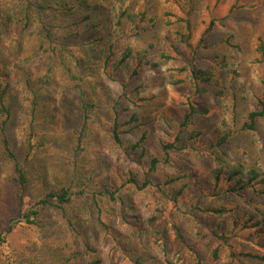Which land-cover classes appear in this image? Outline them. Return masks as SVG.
<instances>
[{
  "label": "rangeland",
  "instance_id": "obj_1",
  "mask_svg": "<svg viewBox=\"0 0 264 264\" xmlns=\"http://www.w3.org/2000/svg\"><path fill=\"white\" fill-rule=\"evenodd\" d=\"M97 1L100 7L94 9ZM185 1L51 0L56 8L52 9V24L57 26L53 29L59 38L58 43H62L60 46L64 48L59 52L60 46H57L58 55L52 58L38 50L39 33L35 22L21 34L18 28H14L1 38L0 44L5 49L3 54L9 64L7 68L17 81L14 92L16 125L9 129V139L20 160L26 159L24 129L30 120V102L33 99L31 93L26 94L22 88L25 85L21 74L26 70L32 77L30 91L36 92L35 100L39 106L37 139L40 144L27 155L26 161L29 177L27 200L62 187L70 188L73 195L71 201L63 205L65 215L54 206H48L40 213L37 225H20L7 234L0 244V264H81L91 260L97 261V264H226L227 248L222 249L217 261L210 256L211 248L217 244L210 229L219 220L202 215L193 208L194 200L198 197L205 204L216 201L211 192H205L206 189L211 190L210 182L206 179L214 166L210 155L205 148L172 152L169 164L160 165L156 172L160 177L172 172L187 175L191 189L185 190L180 204L182 213L180 211L177 217L202 258L198 263L194 253L182 251L173 239H169L164 251L154 241L152 234L157 224L150 227L145 223V218L160 202L159 194L154 189H137L128 183L132 176L139 182L143 180L146 162L129 159L111 139L112 100L107 89L110 92L115 87L107 78H102L98 62L97 71L90 68V65L95 66L90 58V50L95 46L92 41L106 34L115 21L113 19L119 6L129 7L135 12L145 11L148 17L153 18V23L146 24L149 26L147 31L126 40L135 47L148 48L152 44L150 52L157 57L160 50L168 47L164 42L167 31L177 27L171 23L174 17H168L167 13L182 15L180 5L184 6ZM262 1L194 0L195 14L191 18L192 43L197 44L204 38L203 44L207 45L198 52L196 64L204 66L211 62L209 57L224 56L227 67L222 71L217 70L228 73V76L221 79L210 94L193 98L198 111L190 128L207 135L221 117L226 118L233 130L227 143L229 153L247 167L260 170H264V120L259 119L254 131L243 130L241 124L247 113L256 106V96L264 82V63L256 60L259 57L256 49L258 39L264 41V5L252 6ZM21 2L2 0L0 7L14 8L20 14L17 6ZM86 14H90L93 20L103 19L101 23L104 24L98 30H89V24L82 21ZM212 19H215L213 31L207 34L204 31ZM125 34L129 36L127 31ZM19 43L21 47L16 46ZM179 49L187 60L191 59L189 49L181 44ZM76 61L80 63L78 70L81 80L71 78L70 68ZM183 63L184 60L176 57L156 70H144L129 84V91L134 86L139 88V92L131 91L129 97L142 104L140 111L145 125L139 130L149 129V150L152 153H158L156 138L164 136L165 130L176 128L188 84L170 85L164 75L167 69ZM48 67L52 70L54 81L51 86L45 87L34 80ZM76 83L85 91L88 109L80 100ZM219 89H223V96L217 104L212 94ZM129 105L125 98L121 99V110ZM125 113L122 112L121 121H124ZM1 119L2 116L0 122ZM84 124V136L77 141ZM1 152L0 146L2 229L17 207L14 183L10 180L11 165ZM106 188L113 192V199L104 193ZM245 196L254 198V203L264 210V196L251 190ZM241 200L231 197L227 204L234 207ZM262 239L249 232L239 240L238 247L264 253V236ZM69 254L72 258L67 262L65 258ZM238 264L258 263L243 260Z\"/></svg>",
  "mask_w": 264,
  "mask_h": 264
},
{
  "label": "trees",
  "instance_id": "obj_2",
  "mask_svg": "<svg viewBox=\"0 0 264 264\" xmlns=\"http://www.w3.org/2000/svg\"><path fill=\"white\" fill-rule=\"evenodd\" d=\"M20 1L22 2L17 6L19 11H21L20 14H17V10L14 8L0 7V40L14 28H18L21 34L22 31L32 26L33 22H35L39 33L37 37L38 50L48 53V58L57 56V46L62 43H58L59 38H57L56 31L53 29L57 26L52 24V9L56 8L52 5L51 0H37V2L33 0ZM1 2L2 0H0ZM176 2L178 3V0ZM183 4L185 5H180L182 15L167 13L168 17H174L171 23H174L177 27L173 31H167L164 42L166 41L165 43L168 44V47L166 46L165 50H160L157 57L150 52L149 48L152 47V44L148 48L135 47L126 40L147 31L149 26L146 24L148 22L153 23V18L148 17L145 11L135 12L129 7L120 8L121 6H119L118 13L113 19L115 21L110 25L106 34H101L92 41L95 46L90 50V58L94 61L95 66L90 65V68L97 71L98 62L102 78H107L109 83L115 87L110 92L107 89L109 94H113L112 96H110L111 94L109 95L112 100V128L110 136L113 142L124 150L129 159L146 162L143 180L139 182L136 177L132 176L129 178L128 183L133 184L137 189H154L159 194L160 202L154 207L151 214L145 218V223L150 227L157 224L152 236L154 241L163 247V251L166 250L171 238L179 245L182 251L188 250L194 253L198 263L202 260L197 249L186 236L177 217L181 211L180 204L184 197V192L189 188L186 180L187 175L172 172L160 177L156 172L160 165L169 164L172 152L205 148L206 153L210 155L214 163L206 178L210 182L211 190L206 189L205 192H211V196L218 202L205 204L201 203L200 197H194L193 208L198 213H202V215L219 220L214 228L210 229L211 236L217 241V244L210 250L211 259L213 261L219 260L220 252H222L223 248H227L228 261L226 264H238L243 260L264 264L263 252L238 247L239 240L244 234L249 232L256 234V237L263 241L264 210L262 208L261 210L254 203V198L246 197L245 193L251 190L259 196H264V170L256 167H247L242 161L235 160L231 156L227 143L233 130L226 118L221 117L218 124L207 135H204L200 130L190 128L194 115L198 111L193 98L210 94L211 89L214 86H218L221 79L226 78L228 73L221 72L222 68L227 67V61L224 56H211L209 57L211 62L204 66L196 64L195 60H197L198 52L207 45L203 44L204 38L197 44L192 43L193 23L191 18L195 14L194 0H187ZM263 5L264 1L252 6L260 7ZM99 7L100 4L97 1L94 4V9ZM101 20L103 21V19ZM82 21L89 24V30H98L104 24L101 23L102 21L93 20L90 14L84 15ZM219 21L221 20L219 19ZM214 22L215 19L210 21V26L205 29V33L209 34L213 31ZM125 31L129 33V36L125 34ZM119 42H121L120 46L118 45ZM179 44L189 49L190 60H187L180 53ZM16 46L21 47V44L19 43V46L16 44ZM256 49L259 53V57L256 59L257 62L264 63V41L261 38L258 39ZM4 50L0 44V116H2L0 122V146L2 157L11 165L10 180L14 183L17 208L14 215L2 226L4 228H0V244L5 241L7 234L15 227L37 225L40 213L48 206H54L65 215L63 205L70 202L73 195L70 188L62 187L58 190L40 194L36 198L32 197L34 200L32 198L27 200L29 177L27 173L28 163L26 161L27 155L40 144H38L37 139V133H39L37 123L39 106L35 100L37 97L36 92L30 91L32 77L29 70H26L27 72L24 71L21 74L25 85L22 88L26 94L29 95L31 93L33 99L30 102V120L26 123L24 129L27 148L26 159L20 160L16 154V149L10 144L9 139V129L16 125L14 118L17 106L15 105L16 96L14 92L17 90V81L7 68L9 64H7L3 54ZM62 51H64V48L60 46L59 52ZM176 57L184 60V63L175 68L167 69L164 78L170 85L188 84L187 94L181 101L182 108L179 118L176 119V128L165 130L164 136L156 138V151L158 150V153H152L149 150L151 141L149 129L139 130L145 125L140 111L142 104H138L129 97L131 91L139 92V88L134 86L129 91V84L133 79H137L144 70H156L168 61L176 59ZM78 67H80V63L76 61L70 68L72 79L81 80L82 77ZM51 72V68L48 67L34 81L45 87L51 86L54 81ZM220 75H222L221 78ZM80 86L78 83L75 84V87L79 88V97L83 106L88 109L87 99L84 96L85 91ZM222 96L223 89H219L212 94L217 104L221 102ZM122 98H125L130 103L124 110L120 108ZM132 105L133 108L131 107ZM12 106L16 108L14 109ZM124 111L127 113L124 114V121H121V114ZM206 111L204 110V112ZM259 119L264 120V82L261 92L256 96V106L247 113L241 124L242 129L247 131L256 130ZM125 126L126 128H123ZM84 133L85 124L79 132L77 141H80ZM124 134H128V136H122ZM153 143H155L154 138ZM104 193L113 199L114 194L112 191L106 188ZM231 197L242 198L241 203L237 202L234 207H231L227 204L230 202ZM257 244L260 245L259 242ZM71 258L72 255L69 254L65 260L69 262ZM97 263V261L91 260L84 261L81 264Z\"/></svg>",
  "mask_w": 264,
  "mask_h": 264
}]
</instances>
